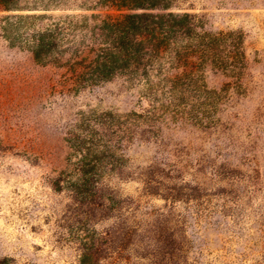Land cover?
<instances>
[{
  "label": "rangeland",
  "instance_id": "obj_1",
  "mask_svg": "<svg viewBox=\"0 0 264 264\" xmlns=\"http://www.w3.org/2000/svg\"><path fill=\"white\" fill-rule=\"evenodd\" d=\"M84 4L0 9V261L264 264V0H170L175 44L78 88Z\"/></svg>",
  "mask_w": 264,
  "mask_h": 264
},
{
  "label": "trees",
  "instance_id": "obj_2",
  "mask_svg": "<svg viewBox=\"0 0 264 264\" xmlns=\"http://www.w3.org/2000/svg\"><path fill=\"white\" fill-rule=\"evenodd\" d=\"M16 0H0V9L10 10ZM82 7L91 11L90 15H81V23L57 21L52 23V53L62 39L61 34L68 30H88L91 33V46L79 52L69 66L75 87L84 88L108 81L117 73L126 69H137L140 64L153 62L166 51L175 38L172 32L181 31L182 20L173 13H154L169 7L170 0H87ZM100 12V13H96ZM38 47V46H35ZM39 59L42 50H33ZM194 52L192 57H198ZM200 58V56H199ZM0 264H9L6 260Z\"/></svg>",
  "mask_w": 264,
  "mask_h": 264
}]
</instances>
